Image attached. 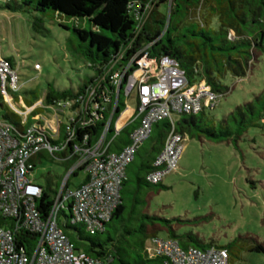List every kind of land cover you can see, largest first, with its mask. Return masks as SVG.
I'll return each mask as SVG.
<instances>
[{"label":"trees","instance_id":"16d2710c","mask_svg":"<svg viewBox=\"0 0 264 264\" xmlns=\"http://www.w3.org/2000/svg\"><path fill=\"white\" fill-rule=\"evenodd\" d=\"M135 1L149 3V0H18L14 4L7 3L6 10L12 13L35 14L32 29L38 34L47 32L46 20L56 21L62 29L69 31L73 37L70 40L73 53L84 59L93 71L92 76L82 80L77 90L60 91L53 85L46 89L45 107L59 109L66 103L72 104L59 111L60 134L58 140H50L51 143L61 149L70 137L72 139L64 150L53 154L41 152L36 164L47 155L58 163H69V173L82 155V152L75 151L74 146L85 150L99 143L115 102L118 103L116 112L105 138L109 144L108 151L120 152L130 143L136 124L128 125L118 135L115 131V123L126 107V97L123 87L117 94V87L111 79L115 70L112 68L116 61H128L144 47H149L152 58L168 56L176 59L190 83L205 82L221 97L229 90L223 85L228 75L245 78L255 63L264 58V0H173L170 14L168 10L162 12L156 8L141 31L129 10V5ZM203 4L209 12L204 22L188 24L190 12ZM30 94L33 99L27 101V105L33 107L40 97L36 92ZM90 97L85 111L84 103ZM1 100L0 95V107H6ZM42 110L45 111L36 109L32 117L44 113ZM205 113L183 116L176 124L175 132L201 142L221 144L232 140L237 143L248 130L264 122V90L252 102L237 107L235 113L224 117L218 125L213 120H206ZM3 119L21 127V118L10 110ZM31 123L29 120L28 125ZM172 129L168 121L154 124L149 139L126 169L120 203L103 228L92 235L84 225L71 224V206H68L69 216L65 211L59 214L60 229L77 251L102 264H163L162 258H150L146 251L150 240L159 238V231H165L168 238L177 241L185 250L190 247L203 251L211 247L226 249L231 264L245 252L264 254V244L250 235L240 236L228 245L218 247L202 243L191 234L178 236L171 221L147 212L144 194L166 189L161 183H149L147 176L154 172V162L163 151ZM81 172L85 174L84 168L73 172L66 190L77 189L87 180L85 174V180L76 181ZM59 181L55 182L54 198L50 195V187H43L38 208L44 216L49 215L55 204L61 189ZM61 215L69 221L64 223ZM17 240L23 248L31 251L37 235L26 232L18 235Z\"/></svg>","mask_w":264,"mask_h":264},{"label":"built area","instance_id":"2783aa9c","mask_svg":"<svg viewBox=\"0 0 264 264\" xmlns=\"http://www.w3.org/2000/svg\"><path fill=\"white\" fill-rule=\"evenodd\" d=\"M172 2L149 0L148 4L139 1L131 3L129 10L139 23L138 30L143 29L156 8L166 6L170 14ZM11 59L3 57L0 48L1 102L9 105L11 111L21 118V127L0 120V264H102L76 250L60 229V212H66L68 206H71V224H82L94 235L111 220L120 203L126 169L149 139L154 124L168 121L173 128L163 151L154 162V172L147 176L149 183L157 185L162 183L165 176L179 169L184 154L186 137L175 132L178 123L175 118L215 110L221 95L205 82L190 83L176 59L168 56L152 58L148 46L132 55L128 61H116L111 79L117 87V94L123 87L126 100L130 97L136 99L135 109L125 107L115 123L116 135L128 125L136 124L130 143L120 152L108 151L109 144H106L105 138L116 112L118 103L115 102L99 143L85 150H81L78 145L74 146L76 152H82L81 158L64 179L51 212L44 216L38 208L44 189L34 179L35 160L43 151L53 154L64 150L72 139L70 137L61 149L50 141L59 138V111L72 104L66 103L59 109L48 108L41 100L39 108L51 110L50 116L45 112L32 117L38 109L34 108L35 105L26 115L24 110L13 108L7 103L8 99L14 103V95L22 88L20 68L17 67V61ZM34 68L36 71L42 69L39 64ZM93 94L94 91L91 96ZM90 99L84 103L85 111ZM128 111L131 113L126 126H118L119 119ZM51 116L56 118L55 129H51L49 123ZM29 120L32 122L30 125ZM79 168H84L87 180L77 189L66 190L70 176ZM26 232L37 235L31 251L23 248L17 240L18 235ZM146 251L150 258H162L163 264H231L226 249L211 247L203 251L190 247L185 250L172 239H152Z\"/></svg>","mask_w":264,"mask_h":264},{"label":"rangeland","instance_id":"374dc122","mask_svg":"<svg viewBox=\"0 0 264 264\" xmlns=\"http://www.w3.org/2000/svg\"><path fill=\"white\" fill-rule=\"evenodd\" d=\"M17 1L0 0V48L2 56L15 59L20 68L22 89L14 96V103L9 100L7 103L24 110L26 115L32 109L27 105L33 99L30 92L40 97L34 106L36 109L49 85L60 91L77 90L93 71L84 59L73 53L71 33L56 21L46 20L47 32L38 34L32 29L35 14L6 10L7 3ZM160 9L167 12L168 8ZM208 13L203 4L190 12L187 23H203ZM36 64L42 67L41 71L35 70ZM255 64L245 78L228 75L224 79L223 85L229 89L227 95L220 98L215 110L206 111V120L218 125L224 117L235 113L237 107L252 102L263 92L264 58ZM135 106L136 99L127 98L126 108L135 109ZM7 107L11 111L9 105L0 107V120L9 112ZM42 112L52 114L48 110ZM130 113L119 119L118 126H126ZM50 118L51 129H55L56 118ZM183 118L175 120L179 122ZM184 146L179 169L165 176L161 183L166 189L144 194L147 212L171 221L176 235L191 234L205 244L223 247L245 235L264 244V122L248 130L237 143L230 140L215 144L186 138ZM69 168V163H58L46 155L36 164L35 182L41 187H50L54 198L55 182L60 179L62 185ZM75 179L81 182L85 174L81 172ZM66 213L70 215L68 209ZM61 220L69 221L64 215ZM158 236L169 237L165 231H159ZM233 264H264V254L245 252Z\"/></svg>","mask_w":264,"mask_h":264},{"label":"crops","instance_id":"0c3cea01","mask_svg":"<svg viewBox=\"0 0 264 264\" xmlns=\"http://www.w3.org/2000/svg\"><path fill=\"white\" fill-rule=\"evenodd\" d=\"M129 116H130V115H129ZM128 118H129V117H128ZM128 118H127V119H128ZM159 238H160V237H159ZM167 239H170V238H167Z\"/></svg>","mask_w":264,"mask_h":264},{"label":"bare ground","instance_id":"6f19581e","mask_svg":"<svg viewBox=\"0 0 264 264\" xmlns=\"http://www.w3.org/2000/svg\"><path fill=\"white\" fill-rule=\"evenodd\" d=\"M9 100V99H8Z\"/></svg>","mask_w":264,"mask_h":264}]
</instances>
